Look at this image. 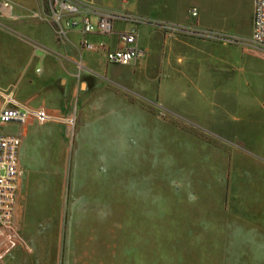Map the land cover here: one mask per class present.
I'll return each mask as SVG.
<instances>
[{"label": "rangeland", "instance_id": "rangeland-1", "mask_svg": "<svg viewBox=\"0 0 264 264\" xmlns=\"http://www.w3.org/2000/svg\"><path fill=\"white\" fill-rule=\"evenodd\" d=\"M164 65L140 99L169 105L164 120L127 108L107 154L85 156L91 171L72 172L73 135L56 124L62 149L49 140L37 159L51 185L30 183L24 202L30 253L16 245L2 264H264V52L210 43ZM48 126L2 128L24 133L26 168L30 133Z\"/></svg>", "mask_w": 264, "mask_h": 264}, {"label": "crops", "instance_id": "crops-1", "mask_svg": "<svg viewBox=\"0 0 264 264\" xmlns=\"http://www.w3.org/2000/svg\"><path fill=\"white\" fill-rule=\"evenodd\" d=\"M96 5L148 21L137 23L120 19L114 21L110 33L97 30L85 34L81 27L71 28L67 30V36L62 37L48 0H0V87L17 86V96L22 102L33 107H46L64 118H74V128L70 131L67 128L70 137L73 135L70 144L74 156L72 172H78L80 166L91 171L85 156L107 154L104 140L117 124L127 122V108H131V115L164 120L169 105L159 98L157 102L148 100L150 104L140 100L159 80L164 64H170L172 58L181 63L192 59L202 53L206 44H233L216 40L212 38L214 34L208 36L209 32L250 37L254 30L255 0H96ZM195 9L197 15L193 14ZM92 19L97 20L95 16ZM169 26L180 30H171ZM133 31L138 37L136 46L147 53L129 65L110 64L103 50H91L82 45L84 40L104 42L116 50L124 46L121 34ZM33 42L42 48H36ZM32 120L40 127L49 126L30 133L29 141L36 136L35 142H39H34V168L29 163L27 168L25 166V137L24 133L19 134L22 137L20 162L23 175L13 226H0V264L8 255L7 251L16 245L29 250L28 245V248L24 245L29 243L20 232L24 202L32 195L29 185L38 188L51 185L45 179L49 174L46 162L38 166L37 159L44 152H51L45 148L49 140H52L49 143L58 141L57 146H60L63 139L62 131L56 126L59 122L41 124L32 118L23 124V132ZM34 177L41 179L32 180ZM77 177L72 176L74 187L83 185Z\"/></svg>", "mask_w": 264, "mask_h": 264}, {"label": "built area", "instance_id": "built-area-1", "mask_svg": "<svg viewBox=\"0 0 264 264\" xmlns=\"http://www.w3.org/2000/svg\"><path fill=\"white\" fill-rule=\"evenodd\" d=\"M53 11V20L57 25L58 33L67 36V30L81 27L85 34L95 31L110 33L113 31L114 21L123 19L143 23L148 19L129 14L109 11L97 6L96 0H48ZM197 15V10L193 11ZM81 16V18H76ZM93 16L97 18L93 21ZM171 30H180L169 26ZM208 33V32H207ZM212 38L230 43H242L264 52V0H255L254 30L250 37L224 35L215 32ZM120 40L124 46L113 50L104 42L93 43L83 41V47L91 50H103L107 62L115 65H129L137 59L144 58L147 51L136 46L138 37L136 32L122 33ZM36 48H42L33 42ZM44 50H46L43 47ZM47 51V50H46ZM42 71L41 68L38 69ZM36 119L39 123H65L71 130L75 126L74 118H64L53 114L46 107H33L22 102L17 96V86L12 88L0 87V226L12 227L15 221L18 193L21 187L23 170L20 162V148L22 137L15 134H5L2 128L11 123L25 124L29 119Z\"/></svg>", "mask_w": 264, "mask_h": 264}]
</instances>
